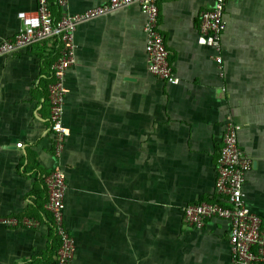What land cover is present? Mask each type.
Instances as JSON below:
<instances>
[{
    "label": "crops",
    "instance_id": "0c3cea01",
    "mask_svg": "<svg viewBox=\"0 0 264 264\" xmlns=\"http://www.w3.org/2000/svg\"><path fill=\"white\" fill-rule=\"evenodd\" d=\"M82 11L108 0H68ZM214 0H158L159 23L179 82L150 71L139 3L78 24L76 62L65 76L71 132L55 155L49 88L61 38L0 55V264H55L60 238L44 177L66 172L65 220L76 239L71 264H233L231 222L188 223L187 204L218 199L226 122L253 159L246 201L264 220V0H228L224 74L198 41ZM38 0H0V42ZM59 19L63 10L50 0ZM14 217L17 224L2 219ZM34 222L33 225L27 221Z\"/></svg>",
    "mask_w": 264,
    "mask_h": 264
},
{
    "label": "built area",
    "instance_id": "2783aa9c",
    "mask_svg": "<svg viewBox=\"0 0 264 264\" xmlns=\"http://www.w3.org/2000/svg\"><path fill=\"white\" fill-rule=\"evenodd\" d=\"M228 0H214L200 14L198 41L215 49V61L221 75L224 74L223 36L225 29L224 10ZM63 10L55 18L50 0H38L37 6L18 12L20 29L0 42V55L12 53L39 40L61 38L59 57L53 64L54 82L49 88L51 102V130L55 133L54 152L59 157L67 145L71 129L64 118L67 70L76 62L75 32L78 24L133 3H139L147 15L146 50L150 60V71L164 81L179 82L170 61V49L159 23L158 0H108L82 11L69 12L68 0H56ZM240 124L235 119L226 122L223 145L217 166L216 190L218 199L201 200L187 204L184 208L188 223L203 229L211 217L227 218L231 222V252L233 264H264V220L252 211L246 201V174L253 159L239 143ZM44 181L48 190L47 208L53 213L55 228L61 238L55 264H71L76 251V239L69 231L65 220L66 191L68 189L65 170L57 164ZM5 225L17 224L18 219H2ZM33 225L34 222L27 221Z\"/></svg>",
    "mask_w": 264,
    "mask_h": 264
},
{
    "label": "trees",
    "instance_id": "16d2710c",
    "mask_svg": "<svg viewBox=\"0 0 264 264\" xmlns=\"http://www.w3.org/2000/svg\"><path fill=\"white\" fill-rule=\"evenodd\" d=\"M56 229V228H55ZM57 232V231H56ZM57 235H58V233H57ZM59 236V235H58ZM59 238H60V236H59ZM61 239V238H60ZM60 243H61V240H60Z\"/></svg>",
    "mask_w": 264,
    "mask_h": 264
}]
</instances>
